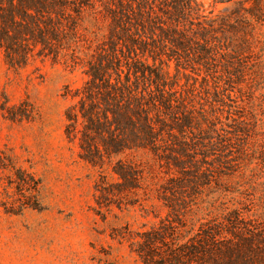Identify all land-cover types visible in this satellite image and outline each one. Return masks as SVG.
Wrapping results in <instances>:
<instances>
[{
  "label": "trees",
  "instance_id": "trees-1",
  "mask_svg": "<svg viewBox=\"0 0 264 264\" xmlns=\"http://www.w3.org/2000/svg\"><path fill=\"white\" fill-rule=\"evenodd\" d=\"M229 1L214 14L199 0H0L9 69L51 59L84 76L65 86V134L98 171L96 213L168 175L145 189L166 216L120 235L141 264H264V199L228 185L264 164V0ZM3 168L6 212L42 210L35 175Z\"/></svg>",
  "mask_w": 264,
  "mask_h": 264
},
{
  "label": "rangeland",
  "instance_id": "rangeland-1",
  "mask_svg": "<svg viewBox=\"0 0 264 264\" xmlns=\"http://www.w3.org/2000/svg\"><path fill=\"white\" fill-rule=\"evenodd\" d=\"M199 1L214 14L232 5L229 0ZM83 81L80 71L51 59L11 70L0 51V264H141L120 235L149 228L168 213L149 193L158 179L167 181V174L149 175L143 185L149 192L141 189L140 201L123 210L115 206L107 220L96 213L98 171L80 158L79 147L65 134L70 102L63 95L65 86ZM12 159L39 181L36 196L42 210L6 212L16 184L3 166ZM228 185L254 189L264 199V164L254 160ZM212 198L206 190L197 202L207 205Z\"/></svg>",
  "mask_w": 264,
  "mask_h": 264
}]
</instances>
